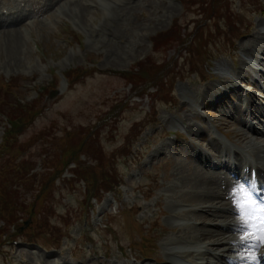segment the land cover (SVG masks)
<instances>
[{
  "label": "rangeland",
  "instance_id": "374dc122",
  "mask_svg": "<svg viewBox=\"0 0 264 264\" xmlns=\"http://www.w3.org/2000/svg\"><path fill=\"white\" fill-rule=\"evenodd\" d=\"M10 1L21 4L0 0ZM60 1L45 6L30 0L25 13L30 19L18 26L22 65L8 63L13 38L0 36V148L7 116L29 114L15 142L22 149L0 154V264H44L45 256L48 264H167L170 253L186 245L178 242L182 230L194 237L192 247L210 246V239L196 240L206 205H196L192 194L183 202L173 190L181 187V165L191 166L184 154L191 140L215 162L219 147H209L208 134L223 146L243 150L239 147L248 144L257 157L263 155L264 141L259 147L248 143L251 138L236 137L246 129L231 120L264 130V62L258 64L264 51L254 50L258 45L264 50V0H135V12L117 32L104 27L111 0ZM75 3L94 14L78 17ZM170 6L177 12L167 14ZM228 41L236 42L235 51ZM240 71L259 85L239 81ZM223 76L238 80L249 98ZM221 88L227 96L215 110L209 91ZM248 103L254 119L241 107ZM180 133L185 139L173 141ZM79 134L85 139L82 150L65 155ZM79 161L90 165L84 181L72 174ZM100 186L112 192L99 204ZM12 197L17 205L4 208ZM127 209L136 211L133 223L124 215ZM220 213L211 208V220L203 217L215 225ZM196 259L178 257L173 264Z\"/></svg>",
  "mask_w": 264,
  "mask_h": 264
},
{
  "label": "bare ground",
  "instance_id": "6f19581e",
  "mask_svg": "<svg viewBox=\"0 0 264 264\" xmlns=\"http://www.w3.org/2000/svg\"><path fill=\"white\" fill-rule=\"evenodd\" d=\"M52 1L53 0H48L49 3ZM64 1L65 0H62L58 3L61 4ZM111 1L112 2L107 6V10H108L106 13L107 19L104 23V27H106V28L109 27L113 31L117 32L119 29H121L122 24H124L123 19L126 16H128L129 14L135 12V10L137 8V3H136L137 0L136 1L135 0H133V1L132 0H111ZM23 2L29 3L28 0H24ZM131 3H132V5H131ZM133 5H134V7H133ZM91 6L93 8L96 7L94 4H92ZM6 7L10 10V12H13L14 10L17 9V6L12 5V4H8V5H6ZM73 9L75 10V14H78V17H81V18L85 17V15H87V17H88V14H90V13L94 14V12L89 11L87 9V7L82 3H75L73 6ZM166 10H167V14H173L174 12H177V8L175 6L167 7ZM10 12H9L8 16L12 14ZM52 13H53V11L51 12V16H52ZM2 16H6V15L0 14V30H9V31H6L3 34L0 33V36L10 35L13 38V41H12L13 43L11 44V42L9 40V45H8L9 47L7 48L8 57L10 56V58H11V60L8 61V63L16 64L14 66H20V65H22V60L20 59L19 55H23V52H24L23 47L24 46L20 45L19 39L22 41V40H24V38L22 35H20V33H18V32H20L18 30V26H21L28 19H30V17L21 18L16 23L7 25V24H4L2 22ZM158 25L159 24H156L155 26H158ZM245 36H247V35H245ZM209 40H212V39H210V37H209L208 41ZM228 40H232V39H228ZM15 41L17 43H15ZM228 42L233 43L230 50L235 51L236 50L235 49L236 48V42H234V41H228ZM2 47H3V45H1V48ZM260 48H262V47L260 45H258L257 47L254 48V50L257 51L259 49V50H261L260 53L263 54L264 50L260 49ZM246 54L252 55V52L250 53V51H248V52H246ZM263 62H264V59L258 60V64L261 66H262ZM249 66L253 69H257L256 68L257 65L254 66L253 64H250ZM258 71L261 73V70H258ZM261 74L263 75V73H261ZM221 78H222V80L226 79V84L230 83V85L233 86L232 88L236 89V91L238 93H241V95H243L246 98H249V96L247 97L243 93L242 89L241 88L239 89L237 87V83H239V81L242 80L245 82L250 81L252 83V85H256V86L259 85L257 80L253 76L249 77L245 71L244 72L240 71L239 74L235 75V78H237L239 81L236 80L235 78L232 80L233 77L223 76ZM201 79H203L204 83L207 82V77L201 76ZM260 88L262 91H264V85H261ZM224 91L222 88L218 89V90H213V91L210 90L209 91V93H210L209 96H211V99L212 98L215 99V101H210V106L211 105L215 106V108H214L215 110L218 109V107H219L218 105L220 103H223L224 98L227 96V94H225ZM203 95L206 96V94H203ZM219 98H220V100H219ZM256 99L258 101H261L260 97H257ZM165 100L167 101L168 104H172L171 98L167 97ZM200 105L201 106L204 105L203 102H201ZM206 105L203 107H206ZM241 107L244 110L248 109V113H247L248 118H252V119L256 118L255 115L252 113V111L250 113L251 106L249 103L246 107H244V106H241ZM229 118H231V117H229ZM231 121H232L231 124L241 123L244 126V129H246L245 132L243 131V133L237 134L236 137L241 136L245 139L251 138L248 140V143L249 144H256V146L258 145L260 147L259 142L264 141V130H261L255 124L250 125V126L248 124H243V121L245 123V120L239 121V120L233 118ZM263 128H264V122H263ZM191 133L194 136H196L199 133V131L197 128H194L191 131ZM204 135L205 134H203V131H202L200 136H198L199 137L198 139L201 140V138ZM254 137L257 140V142L252 140ZM206 139L210 140L209 141V147L210 148L219 147L218 150L221 149L220 142L216 139H212L211 134H208V137ZM186 146L190 147L192 150H191V152H185L184 153L185 158L190 157L192 160V162H190L191 166L192 165H197V166L191 167L190 165H188V167L187 166L184 167V165L183 166L181 165V171L178 172L179 174L177 176L178 181L181 183V187L175 188L173 190V192L180 194V196H181L180 199H184L183 202H185V199L190 200L191 198H193L192 196H189L192 194L195 196L193 199H195L197 201L196 205H206L204 207L205 209H201V215H198L199 219L202 220L203 221L202 223H204V224L199 229V236L196 240H200L203 242H205L207 239L212 240L211 241L212 243L210 246H212L213 251H210V252H212V254H209V250H210L209 244L206 245L207 247L206 246L205 247H196V248L192 247L193 244L190 242L192 241V239H194V237L192 235H190V233L188 231L186 232V231L182 230L183 232L181 233V231H180L179 232L180 235L178 236V239L180 238L181 241H178V242L179 243H186V245L181 251H176V250L172 251V253H170V257H171L170 260L172 261V263L168 262L167 264H173L174 259L175 258L177 259L178 257H181L182 259H187L189 257H197V258L202 260V264H250L249 261L241 259L242 256H245L249 253L246 252V250L243 249L242 247H233L234 243L239 245V242L241 241V234L235 231V228L240 224V220L238 218L235 219V217H237V214L235 211V206L233 203V199L231 197V193H232L233 189L237 185H240V184L234 182L232 180V178L230 177V175H228L227 173H221L218 170L213 171L212 168L216 169L217 167L218 168L221 167L220 169H222V167H224L223 164L213 166L212 161L205 156L204 151L202 152L201 148L198 147L197 144L193 140H191L190 144H187ZM246 147L248 148V144ZM250 147H251V145H250ZM261 148H262L261 153L263 155L257 157V161H256V163H254L253 167L256 170V172L260 173V175L264 181V162H263L264 161V144L262 145ZM258 149H260V148H258ZM173 150H176V149H173ZM246 153L252 154L253 156H255L254 155V153H255L257 156V153L255 150H247ZM203 157L205 158L204 159L205 162L202 161ZM224 157H228V153L225 155H221L219 152V156L217 158L223 159ZM240 164H241V161H238L235 168H238ZM263 189H264V187H263ZM211 198L215 199V203L212 201ZM211 208H213V211H218L219 208L221 209V213H220L219 218L214 220L215 222H218V220H220V221L217 224L215 223V225L213 222H212V224H207L206 223L207 221H205L204 217H203V215H205V216L208 215L207 216L208 220L209 219L211 220V218H209ZM203 212H206L207 214L203 213ZM207 225H211V226L214 225V226L212 227V229H207V228H205ZM175 239H177V238H174L173 240H175ZM201 244H205V243H201ZM261 250H264V248H258V253H259L260 257L262 258L261 259V262H262L264 260V255H263L264 253ZM197 251H199V255H197L198 254ZM234 251H237L238 253H240V255L236 256V257L235 256L232 257L229 253L234 252ZM251 254L255 255L256 253L253 252ZM207 256H209L210 258H207ZM46 259H47V257L45 256V259H43L42 262H44V264L50 263V262H47L48 260H46ZM52 264H56V261H54V263H52ZM190 264H198V262L197 261L191 262Z\"/></svg>",
  "mask_w": 264,
  "mask_h": 264
},
{
  "label": "snow or ice",
  "instance_id": "6c2138e0",
  "mask_svg": "<svg viewBox=\"0 0 264 264\" xmlns=\"http://www.w3.org/2000/svg\"><path fill=\"white\" fill-rule=\"evenodd\" d=\"M231 197L240 220L235 231L241 234L239 245L234 243L233 247H242L249 253L242 256V260L261 264L258 248H264V202L255 199L249 189L240 185L233 189ZM253 252L256 254L252 255Z\"/></svg>",
  "mask_w": 264,
  "mask_h": 264
},
{
  "label": "trees",
  "instance_id": "16d2710c",
  "mask_svg": "<svg viewBox=\"0 0 264 264\" xmlns=\"http://www.w3.org/2000/svg\"><path fill=\"white\" fill-rule=\"evenodd\" d=\"M175 37V36H174ZM174 40H176V38H174ZM27 116H29V114L25 115H21L19 116L17 119H14V118H11V121H12V125L15 127V131L18 132V129L21 127V120H23L24 118H26ZM21 129H19L20 131ZM83 146V142L80 144L79 147H82ZM72 156H75V154H73ZM12 199H14L12 197ZM16 202V199H14L13 201H8L7 203L3 204L4 205V208H9L11 205L15 204ZM13 215H14V212H13Z\"/></svg>",
  "mask_w": 264,
  "mask_h": 264
}]
</instances>
